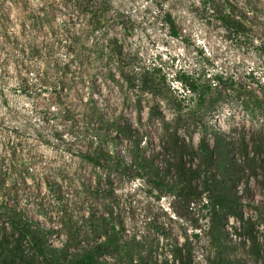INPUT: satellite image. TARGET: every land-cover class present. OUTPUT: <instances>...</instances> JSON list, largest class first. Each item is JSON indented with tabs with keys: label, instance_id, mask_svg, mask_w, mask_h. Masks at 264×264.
<instances>
[{
	"label": "rangeland",
	"instance_id": "374dc122",
	"mask_svg": "<svg viewBox=\"0 0 264 264\" xmlns=\"http://www.w3.org/2000/svg\"><path fill=\"white\" fill-rule=\"evenodd\" d=\"M67 4L0 0V239L7 238L10 245L17 241L19 249L7 260H55L38 251L36 237L18 235L12 218L19 214L48 229L43 241L53 248L77 252L115 228L123 245L146 252L153 264L165 261L169 242L163 232L184 243L205 226L203 211L169 193L162 195L165 190L150 177L142 179L132 171H112L114 184L107 185L104 170L83 157L96 139L88 129L81 97L93 94L88 80L96 77L95 98L104 113L131 123L133 139L142 141L149 154L161 150L164 119L151 117V95L122 79L116 54L121 49L129 70L154 74L163 115L186 130L196 145L207 127L211 141L215 130L236 146L247 137L251 156L260 153L264 112L247 106L257 98L264 106V0H76V8ZM165 11L174 15L179 37L172 36ZM98 21L102 28L96 31ZM237 21L242 31L234 29ZM81 46L89 48L86 57L71 68L86 75L87 82L62 78L56 84L51 80L54 71ZM206 84H212L213 106L195 109L192 90ZM102 127L111 149L130 162L128 139L109 124ZM232 158L244 169L237 181L244 214L264 235V154L255 166L239 150ZM230 224L239 222L231 218ZM235 241L244 255L237 264H264L263 258L250 256L249 243ZM206 258L205 248L197 245L193 264H209Z\"/></svg>",
	"mask_w": 264,
	"mask_h": 264
},
{
	"label": "trees",
	"instance_id": "16d2710c",
	"mask_svg": "<svg viewBox=\"0 0 264 264\" xmlns=\"http://www.w3.org/2000/svg\"><path fill=\"white\" fill-rule=\"evenodd\" d=\"M73 1L76 0H67V6L74 8ZM163 16L172 36L179 37L180 28L172 12L165 11ZM223 20L227 22V16H224ZM97 24L98 27H93L96 31L102 28L101 21ZM233 25L237 31L244 29L243 24L238 21ZM74 38L76 34H72L70 38L72 46L76 43ZM88 50L86 46H81L76 51L72 50V56L69 57L68 62L61 63L62 67L54 71L51 80L58 85L62 78L75 83H78V80H80L79 83H86V75L73 70L71 63L78 60L83 61ZM116 54H119L118 65L123 69L122 79L129 87H139L143 92L151 95L153 99L151 117L158 114L164 119L162 148L157 153L149 154L141 146L142 141L133 139L135 136H133L131 123L122 124L120 119L114 116L108 117L104 113L95 98V92L98 89L96 77L90 75L88 82L91 86L88 88L92 89L93 94L89 98L82 96L81 100L88 113V129L93 132L96 141L94 147L89 149L83 157L94 166L104 170L105 176L102 178L105 179L107 185L114 184L112 171H132L137 173L139 178L150 177V181L165 190L162 195L169 193L188 207L200 206L204 213L205 226L197 228L192 236H187L184 243L174 238L171 233L163 232V238L169 242V256L165 261L155 264H193L197 245L205 248L209 264H237L244 255L236 246L238 243L235 240L249 243L250 256L257 261L260 258L264 259V235L260 234L253 218L245 216L242 196L238 189L239 174L244 169L241 168V163H236L232 158L235 149L239 150L246 155L248 162H252L255 166L260 159V154H264V150L251 156L252 143L247 141V137L243 138L240 146H236V142L216 130L212 132L214 138L211 141L208 138L207 127L205 132H202L199 144L196 145L193 138H189L186 130L176 127L163 115L158 102L160 88L153 77L154 74L143 69L129 70L123 50L120 49ZM63 68L65 71H62ZM112 76L115 78L117 74L112 73ZM192 91L195 93L193 106L195 109L200 107L206 109V107L213 106L212 84L202 87L194 86ZM257 100L259 101L258 98ZM257 100L254 103L250 102L248 109L264 112L262 102L259 104ZM102 124L111 125L117 133L128 139L130 162L111 149ZM231 218L236 219L239 224H230ZM12 227L19 236L36 237L38 251L55 258L51 264H153L152 258H149L146 252L142 254L132 246L123 245L121 232L116 231L115 228L113 232L105 230V236L99 242L89 243L81 250L72 253L68 249H57L44 243L43 239L49 230L33 220L15 214L12 218ZM7 240V238L0 239V264H11L7 258L10 255H17L19 251L17 241L10 245ZM108 256L112 257L114 262L110 261Z\"/></svg>",
	"mask_w": 264,
	"mask_h": 264
}]
</instances>
